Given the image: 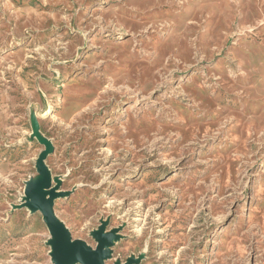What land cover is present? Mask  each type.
I'll return each instance as SVG.
<instances>
[{"label": "rangeland", "instance_id": "rangeland-1", "mask_svg": "<svg viewBox=\"0 0 264 264\" xmlns=\"http://www.w3.org/2000/svg\"><path fill=\"white\" fill-rule=\"evenodd\" d=\"M40 165L105 264H264V0H0V264H54Z\"/></svg>", "mask_w": 264, "mask_h": 264}, {"label": "water", "instance_id": "water-1", "mask_svg": "<svg viewBox=\"0 0 264 264\" xmlns=\"http://www.w3.org/2000/svg\"><path fill=\"white\" fill-rule=\"evenodd\" d=\"M42 181H29L25 186V196L31 210L41 209L51 236V258L54 264H105L108 245L112 243L113 234L103 231V226L93 233L96 245L91 248L81 239H72L66 227L57 220L54 213V199L60 194L50 189L45 195L43 188L49 187V179L40 165ZM128 261L124 264H131Z\"/></svg>", "mask_w": 264, "mask_h": 264}, {"label": "bare ground", "instance_id": "bare-ground-1", "mask_svg": "<svg viewBox=\"0 0 264 264\" xmlns=\"http://www.w3.org/2000/svg\"><path fill=\"white\" fill-rule=\"evenodd\" d=\"M35 125V124H34ZM55 217L57 218V220L59 221V219H58V217H57V215L55 214ZM60 222V221H59ZM106 249H108V247L106 248ZM49 253H51V251L49 252ZM51 260H52V258H51Z\"/></svg>", "mask_w": 264, "mask_h": 264}]
</instances>
